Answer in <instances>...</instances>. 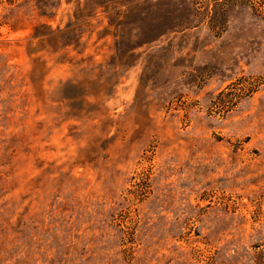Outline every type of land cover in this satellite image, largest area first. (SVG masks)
<instances>
[{"label": "rangeland", "instance_id": "rangeland-1", "mask_svg": "<svg viewBox=\"0 0 264 264\" xmlns=\"http://www.w3.org/2000/svg\"><path fill=\"white\" fill-rule=\"evenodd\" d=\"M0 264H264V0H0Z\"/></svg>", "mask_w": 264, "mask_h": 264}]
</instances>
